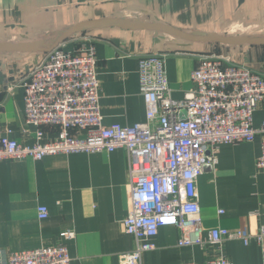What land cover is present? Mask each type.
<instances>
[{
	"label": "crops",
	"instance_id": "1",
	"mask_svg": "<svg viewBox=\"0 0 264 264\" xmlns=\"http://www.w3.org/2000/svg\"><path fill=\"white\" fill-rule=\"evenodd\" d=\"M101 18L161 23L193 35L264 37V0H0V41L46 45L71 26ZM61 44L72 52L93 49L104 125L145 120L137 66L141 57L162 54L157 51L163 52L173 99L193 89L191 71L211 55L228 57L264 75V44L190 41L162 30L114 25L87 28ZM47 53L0 52V125L21 145H32L39 130L41 142L54 139L59 131L27 124L24 118L22 80ZM262 121L264 100L253 114L254 126ZM261 140L257 135L251 142L219 146L216 165L198 177L203 244L179 246L180 229L162 226L152 239L154 248L142 254V264L201 263L219 253L234 264L264 263V239L248 244L224 239L219 246L208 242L213 228L252 234L264 225V170L255 166ZM128 180L121 148L1 160L0 249L11 252L65 242L71 264H119L118 255L134 247L123 226L131 203ZM39 205L48 209L44 219L37 216ZM65 230L74 231V238L61 239Z\"/></svg>",
	"mask_w": 264,
	"mask_h": 264
},
{
	"label": "built area",
	"instance_id": "2",
	"mask_svg": "<svg viewBox=\"0 0 264 264\" xmlns=\"http://www.w3.org/2000/svg\"><path fill=\"white\" fill-rule=\"evenodd\" d=\"M96 65L92 48L80 53L66 51L60 44L49 51L22 80L24 118L37 127H58V134L41 142L39 130L32 145H21L0 125V161L124 149L131 203L123 226L134 247L118 255L119 264H142V254L154 248L152 239L162 226L180 229L179 246L203 244L196 184L206 169L216 165L219 146L251 142L260 135L255 166L264 170V121L253 124V114L264 100V75L233 64L228 57L211 55L191 71L193 89L182 99H173L164 56H144L138 61L137 75L145 120L128 126L104 125ZM37 216L46 218L47 207L39 205ZM59 236L69 240L75 233L65 230ZM224 239L261 242L264 225L252 234L226 227L208 233L210 244L219 246ZM0 264H71V258L65 242H60L20 251L0 249ZM182 264L234 263L219 253L201 263Z\"/></svg>",
	"mask_w": 264,
	"mask_h": 264
},
{
	"label": "water",
	"instance_id": "3",
	"mask_svg": "<svg viewBox=\"0 0 264 264\" xmlns=\"http://www.w3.org/2000/svg\"><path fill=\"white\" fill-rule=\"evenodd\" d=\"M102 25H114L124 28H135V29H152V30H162L180 38L190 40V41H203V42H216L223 44H264V37L255 38H229L221 37L213 34L207 35H193L176 29L174 27L161 24V23H141L137 21L118 19V18H101L88 20L71 26L64 31H62L53 41H50L46 45H39L37 43L23 41L21 43H13L7 41H0V52L1 51H51L62 42H64L68 37L77 33L79 31L85 30L94 26ZM180 117H185V112L183 111Z\"/></svg>",
	"mask_w": 264,
	"mask_h": 264
},
{
	"label": "rangeland",
	"instance_id": "4",
	"mask_svg": "<svg viewBox=\"0 0 264 264\" xmlns=\"http://www.w3.org/2000/svg\"><path fill=\"white\" fill-rule=\"evenodd\" d=\"M157 52H159V53H162V54H160V55H163V52H160V51H157ZM164 56V55H163ZM209 56V55H208Z\"/></svg>",
	"mask_w": 264,
	"mask_h": 264
}]
</instances>
